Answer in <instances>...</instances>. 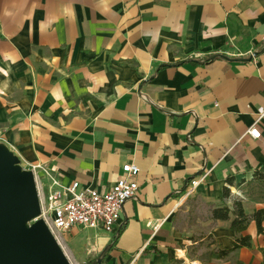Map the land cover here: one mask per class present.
I'll use <instances>...</instances> for the list:
<instances>
[{
    "label": "crops",
    "instance_id": "obj_1",
    "mask_svg": "<svg viewBox=\"0 0 264 264\" xmlns=\"http://www.w3.org/2000/svg\"><path fill=\"white\" fill-rule=\"evenodd\" d=\"M260 108L264 0H0V143L66 186L108 191L126 162L139 166V191L112 233L59 235L73 264L109 245L102 264L171 259L193 180L214 204L229 186L264 227L253 195L264 181ZM37 173L44 198L49 180ZM229 222L216 228L226 243ZM245 232L264 264V232L255 220Z\"/></svg>",
    "mask_w": 264,
    "mask_h": 264
},
{
    "label": "water",
    "instance_id": "obj_2",
    "mask_svg": "<svg viewBox=\"0 0 264 264\" xmlns=\"http://www.w3.org/2000/svg\"><path fill=\"white\" fill-rule=\"evenodd\" d=\"M41 214L33 170L0 143V264H73ZM111 247L102 250L97 264Z\"/></svg>",
    "mask_w": 264,
    "mask_h": 264
},
{
    "label": "built area",
    "instance_id": "obj_3",
    "mask_svg": "<svg viewBox=\"0 0 264 264\" xmlns=\"http://www.w3.org/2000/svg\"><path fill=\"white\" fill-rule=\"evenodd\" d=\"M259 118L264 116V108L258 110ZM248 134L253 138L261 136L256 126L249 129ZM37 180L39 193L38 169H43L49 180L48 194L42 198L40 195L42 214L40 217L47 223L52 234L57 237L74 227L98 229L102 228L112 233L120 222L124 204L128 199L136 197L139 189V166L134 162L123 165V173L118 181L108 191H100L90 187H81L75 181L63 185L60 177L52 168L42 164L32 165ZM198 182L193 180L188 191H192ZM60 243V241H59Z\"/></svg>",
    "mask_w": 264,
    "mask_h": 264
},
{
    "label": "rangeland",
    "instance_id": "obj_4",
    "mask_svg": "<svg viewBox=\"0 0 264 264\" xmlns=\"http://www.w3.org/2000/svg\"><path fill=\"white\" fill-rule=\"evenodd\" d=\"M255 192L256 194L253 193L255 197L258 199L261 197L264 200L262 187ZM231 193L230 190V195L225 197L226 199L214 204L205 200L196 188L192 191L187 190L183 206L175 217V229L181 238L180 244L177 245L179 250H176V254L171 259L164 263L158 262V264H195L194 262L199 264H256V255H260L263 248L246 247L231 250L235 233L226 243L216 232L219 219L212 218L213 210L219 206H228L233 211L237 208L238 201L244 204L241 198H234ZM230 217L231 219L234 218L233 212H231ZM228 221L230 224L231 220ZM61 236L65 239L67 237L64 233H61ZM83 246V242L75 244L76 249H83ZM221 250L231 251L221 255ZM87 253H85V257L88 255ZM87 259L88 257L85 258L86 263L88 262Z\"/></svg>",
    "mask_w": 264,
    "mask_h": 264
},
{
    "label": "trees",
    "instance_id": "obj_5",
    "mask_svg": "<svg viewBox=\"0 0 264 264\" xmlns=\"http://www.w3.org/2000/svg\"><path fill=\"white\" fill-rule=\"evenodd\" d=\"M218 56L220 55H214L212 57H218ZM230 184L231 182L229 183V185ZM260 187H262L264 190V181L260 182ZM230 190L231 188H229V186L224 187L223 197H228L230 195ZM231 212L234 213L233 219H231L230 217ZM212 218L221 219V220H231L230 230H232L235 233L234 242H233V246L231 250L238 249V248L253 247L252 235L245 232L249 224L251 223V221L253 220L256 221L257 230L259 231L260 234L264 232L261 213L260 212H256L253 214L246 213V211L244 210L243 204L240 201H238L237 208L234 209L233 211L228 206L216 207V209H214L212 212ZM117 237L118 235L115 237V239H117ZM231 250H221L220 254L224 255ZM96 261H97V258L94 260H91L90 262H87V264H97Z\"/></svg>",
    "mask_w": 264,
    "mask_h": 264
},
{
    "label": "bare ground",
    "instance_id": "obj_6",
    "mask_svg": "<svg viewBox=\"0 0 264 264\" xmlns=\"http://www.w3.org/2000/svg\"><path fill=\"white\" fill-rule=\"evenodd\" d=\"M195 264L197 263V262H194ZM197 264H199V263H197Z\"/></svg>",
    "mask_w": 264,
    "mask_h": 264
}]
</instances>
